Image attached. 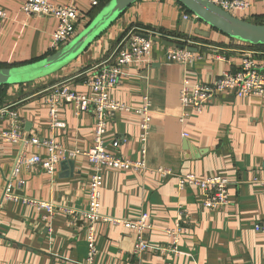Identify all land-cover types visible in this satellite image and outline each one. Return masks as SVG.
Returning a JSON list of instances; mask_svg holds the SVG:
<instances>
[{
    "label": "crops",
    "instance_id": "1",
    "mask_svg": "<svg viewBox=\"0 0 264 264\" xmlns=\"http://www.w3.org/2000/svg\"><path fill=\"white\" fill-rule=\"evenodd\" d=\"M25 1L2 0L6 18L0 23V66H21L49 52L57 21L47 16L25 17L20 10ZM248 1L249 8L236 13L237 18L252 21L264 16V0ZM54 3L73 5L86 16L79 32L90 21L87 0ZM182 11L176 0H139L71 64L45 79L7 86L0 98V110L16 112L25 136L48 139L52 135L44 98L51 87L66 82L77 93L88 94L84 82L114 59L126 31L145 27L144 33L159 36L153 38L159 41H153L150 63L132 65L129 76L111 93L113 99L131 107H140L144 97L150 101L151 127L145 145L148 170L144 174L104 173L100 213L129 220H135L140 212L148 213L154 230L145 238L156 247L170 244L164 230L173 228L180 214L186 216L188 230L180 238L179 254L162 257L151 251L134 254L132 233L121 226L97 223V254L90 264H264V237L253 229L264 219V188L259 183L264 180V98L237 99L222 93L196 113L182 108L178 97L184 79L190 85L210 84L223 72L236 71L240 51L251 48L200 21H183ZM197 30L208 32V38L195 35ZM184 37L194 41L197 58L185 65L168 62L164 43ZM255 51L259 55L264 48ZM184 114L187 116L180 122ZM58 115L64 127L56 131V139L68 149L90 148L93 116L76 117L67 105ZM10 119L6 112L0 116V130L10 126ZM26 124L30 125L28 132ZM139 134V117L117 113L108 122L105 144L112 149V142L118 140L115 152L136 160ZM27 152L33 155L37 150ZM17 153V146L0 141V196L11 180L13 193L57 207L54 218L45 221V212L35 207L5 202L0 210V264H88L84 224L73 223L61 209L86 207L89 168L81 160H72L74 170L69 165L62 167L61 162L54 178L39 166H22L17 177H12ZM158 168L169 169L173 175L163 181L156 173ZM185 174L228 178L227 207L208 210L197 189H178L177 176Z\"/></svg>",
    "mask_w": 264,
    "mask_h": 264
},
{
    "label": "built area",
    "instance_id": "2",
    "mask_svg": "<svg viewBox=\"0 0 264 264\" xmlns=\"http://www.w3.org/2000/svg\"><path fill=\"white\" fill-rule=\"evenodd\" d=\"M55 0H27L21 7V13L25 17L47 16L57 21V26L51 35L49 51L55 52L69 43L78 33L80 23L85 20L83 15L73 5H57ZM90 10L99 6L101 0H87ZM223 11L235 16L249 8L248 0H207ZM0 0V23L6 18ZM182 20L199 21L192 14L182 11ZM236 17V16H235ZM134 30L127 34L117 47L114 59L97 70L84 82V87L89 90L88 94L77 93L74 88L66 82L60 83L49 89L48 95L44 98V104L48 110V129L51 137L39 139L37 137L25 136L21 129L16 112L12 110H0V116L6 112L11 118L10 126L0 130V141L18 147L15 158L12 177H17L22 166H39L43 173L54 178L57 166L68 160H81L89 168L90 176L87 184V205L84 209H72L62 207L61 211L65 216L70 217L72 222L82 221L84 224L86 242L88 247L87 262L90 264L97 254L94 245L95 227L97 223H106L113 226H121L134 235V254L140 255L145 251L157 253L162 257L176 256L179 254L178 247L180 238L187 232L185 218L179 215L178 223L173 228L165 229L164 232L171 239L170 244L156 247L146 242L145 235L153 229L150 215L140 212L135 220L119 219L103 216L100 213L102 201L103 175L108 171H122L144 174L148 168L146 163L145 145L151 127V104L147 97L143 98L140 107H131L113 99L114 92L123 78L129 76V69L132 65H148L150 63L153 38L159 37L154 34H146ZM146 36V37H144ZM174 41L185 42L184 44L172 43L173 47L165 50V59L171 63L188 64L195 58L196 54L189 49H194L195 43L190 39H178ZM175 45L182 46L178 49ZM228 51V50H227ZM242 58L236 71L223 72L212 83H196L190 85L187 79L179 90V103L182 108H191L194 112H201L222 93H229L237 99L264 98V52L259 54L256 51H240ZM260 56L262 60L255 57ZM223 60V57H221ZM64 105L71 106L76 117L82 114H91L94 119L92 144L86 150L68 149L63 146L55 137L58 129L63 128L58 110ZM117 113L132 114L139 117L140 143L139 157L136 160L123 157L116 153L118 140L111 144L109 149L105 144L107 125ZM186 114L180 118L183 122ZM186 137V134H183ZM34 148L36 154L28 155L27 150ZM156 173L165 181L173 174L169 169L158 168ZM264 188V180L259 182ZM178 189L187 187L197 189L202 197V206L208 210H220L227 207V189L230 180L226 177L199 178L192 174L178 175L176 179ZM7 201L21 203L22 205L35 207L38 211L45 212L43 220L50 221L55 216V206L52 202L38 201L19 196L12 192L11 180H9L0 196V210ZM182 222V223H180ZM254 232L264 237V219L253 225Z\"/></svg>",
    "mask_w": 264,
    "mask_h": 264
},
{
    "label": "water",
    "instance_id": "3",
    "mask_svg": "<svg viewBox=\"0 0 264 264\" xmlns=\"http://www.w3.org/2000/svg\"><path fill=\"white\" fill-rule=\"evenodd\" d=\"M138 1L109 0L87 25L61 49L28 64L0 68V88L4 86L29 84L50 77L61 71L82 55L97 38L115 23L126 9ZM176 1L200 22L225 37L251 46H264V25L239 19L207 0ZM195 35L208 38L209 33L197 30L195 31ZM153 41L158 42L159 40L153 39ZM164 44L167 47L174 46L168 42ZM175 47L183 49L182 46L175 45ZM189 50L196 52L195 49L190 48ZM29 128L30 125L26 124L25 131L28 132ZM61 165L62 167L69 165L71 170H74V162L72 160L63 161Z\"/></svg>",
    "mask_w": 264,
    "mask_h": 264
},
{
    "label": "trees",
    "instance_id": "4",
    "mask_svg": "<svg viewBox=\"0 0 264 264\" xmlns=\"http://www.w3.org/2000/svg\"><path fill=\"white\" fill-rule=\"evenodd\" d=\"M109 0H101L100 1V3H99V6L97 7V8H95V9H92V10H90V12H89V20H91L98 12H99V10L108 2ZM181 7H182V9L187 13V14H191L189 11H187L182 5H181ZM248 22H251V23H254V24H258V25H264V16H255V17H253V19H252V21H248ZM140 29H142L141 30V32L142 31H147V28H145V27H139ZM129 31H130V29L128 30V31H126V33H124L123 34V36H122V38L123 37H125L128 33H129ZM215 32H217V31H215ZM218 33V32H217ZM222 35V34H221ZM224 36V35H223ZM181 39H184V40H186L187 39V37H184V38H181ZM122 40V39H121ZM168 41H170V42H173V43H175V44H184L185 42H177V41H174V40H169V39H167ZM196 40H201L200 38H198V39H196ZM198 41H196L197 43H198ZM194 42V41H193ZM201 42H204V41H201ZM207 42V41H206ZM238 42V41H237ZM240 43V42H239ZM204 44H207V43H204ZM196 46V45H195ZM220 46V45H219ZM250 46V48H251V50L252 51H255V50H258V51H261L263 48H264V46H251V45H249ZM52 53H54V52H51V51H49L44 57H46V56H49V55H51ZM43 58V57H42ZM41 59V58H40ZM36 61V60H35ZM34 62V61H33ZM10 67H15V66H0V68H10ZM7 86H4V87H1L0 88V98H1V96H2V94H3V90H4V88H6Z\"/></svg>",
    "mask_w": 264,
    "mask_h": 264
}]
</instances>
